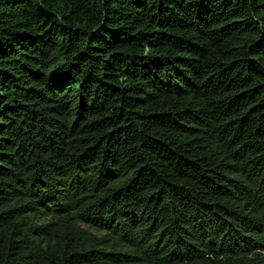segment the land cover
Segmentation results:
<instances>
[{"label": "trees", "instance_id": "obj_1", "mask_svg": "<svg viewBox=\"0 0 264 264\" xmlns=\"http://www.w3.org/2000/svg\"><path fill=\"white\" fill-rule=\"evenodd\" d=\"M0 264H264V0H0Z\"/></svg>", "mask_w": 264, "mask_h": 264}]
</instances>
